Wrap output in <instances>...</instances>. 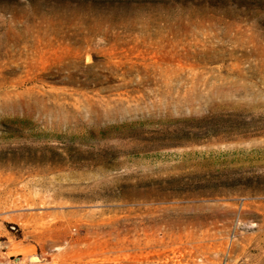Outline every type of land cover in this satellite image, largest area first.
<instances>
[{"label": "rangeland", "instance_id": "rangeland-1", "mask_svg": "<svg viewBox=\"0 0 264 264\" xmlns=\"http://www.w3.org/2000/svg\"><path fill=\"white\" fill-rule=\"evenodd\" d=\"M0 220L24 264H264V0H0Z\"/></svg>", "mask_w": 264, "mask_h": 264}, {"label": "crops", "instance_id": "crops-1", "mask_svg": "<svg viewBox=\"0 0 264 264\" xmlns=\"http://www.w3.org/2000/svg\"><path fill=\"white\" fill-rule=\"evenodd\" d=\"M0 236L7 240L11 250L8 254H0V264H24L22 261L17 262L15 259L11 260L10 258L14 252L19 254H22V252H31L32 249L30 246L33 244L24 242L23 238L16 239L2 220H0Z\"/></svg>", "mask_w": 264, "mask_h": 264}, {"label": "built area", "instance_id": "built-area-1", "mask_svg": "<svg viewBox=\"0 0 264 264\" xmlns=\"http://www.w3.org/2000/svg\"><path fill=\"white\" fill-rule=\"evenodd\" d=\"M9 244L6 239L0 236V254H8L9 253ZM13 260V258H10Z\"/></svg>", "mask_w": 264, "mask_h": 264}]
</instances>
